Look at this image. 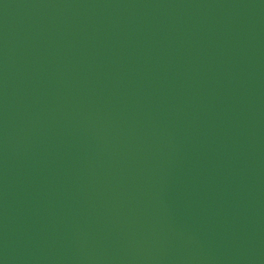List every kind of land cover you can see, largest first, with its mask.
Instances as JSON below:
<instances>
[{
    "label": "water",
    "instance_id": "95a60500",
    "mask_svg": "<svg viewBox=\"0 0 264 264\" xmlns=\"http://www.w3.org/2000/svg\"><path fill=\"white\" fill-rule=\"evenodd\" d=\"M0 264H264V0H0Z\"/></svg>",
    "mask_w": 264,
    "mask_h": 264
}]
</instances>
